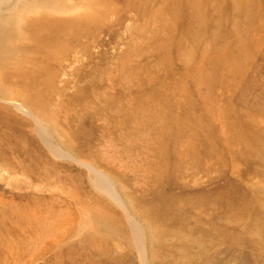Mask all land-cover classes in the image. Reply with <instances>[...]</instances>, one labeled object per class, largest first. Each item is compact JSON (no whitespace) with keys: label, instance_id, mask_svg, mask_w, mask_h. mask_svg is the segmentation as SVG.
<instances>
[{"label":"rangeland","instance_id":"obj_1","mask_svg":"<svg viewBox=\"0 0 264 264\" xmlns=\"http://www.w3.org/2000/svg\"><path fill=\"white\" fill-rule=\"evenodd\" d=\"M0 264H264V0H0Z\"/></svg>","mask_w":264,"mask_h":264}]
</instances>
